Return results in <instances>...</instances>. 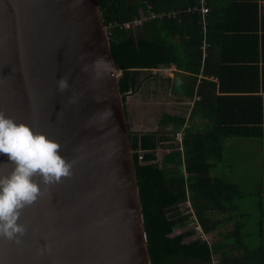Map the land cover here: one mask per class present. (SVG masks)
Masks as SVG:
<instances>
[{"label": "water", "instance_id": "1", "mask_svg": "<svg viewBox=\"0 0 264 264\" xmlns=\"http://www.w3.org/2000/svg\"><path fill=\"white\" fill-rule=\"evenodd\" d=\"M119 74L97 0H0V111L74 161L23 209L20 242L0 238V264H151Z\"/></svg>", "mask_w": 264, "mask_h": 264}, {"label": "trees", "instance_id": "2", "mask_svg": "<svg viewBox=\"0 0 264 264\" xmlns=\"http://www.w3.org/2000/svg\"><path fill=\"white\" fill-rule=\"evenodd\" d=\"M97 1L108 30L113 62L121 73L118 86L124 102L128 94L137 90L139 71L167 69L171 62L180 60L188 72L196 75L200 72V44L203 35L200 33L199 15L181 14L179 22L166 16L162 20L147 18L138 27L124 29V24L133 21L139 11L145 10L143 0ZM197 2L198 0H147L146 4L150 6L151 13L160 14L185 10ZM207 6L209 4L206 0ZM173 36L178 37L177 42L173 40ZM204 71L206 70L203 69L202 72ZM191 79L196 82V77L192 76ZM194 109L198 110L197 107ZM206 114L215 122L213 127L197 129L190 124L184 132L182 148L169 142L166 146L172 148L171 152L164 153L160 158L156 154V147L162 140L174 139L176 132L187 122L185 116L164 114L160 123L169 129L163 136L156 135L153 131L128 130L151 264H210L213 256L217 258L218 245L214 242L208 245L198 240L191 226L192 219L185 213L184 203L189 199L197 222L207 233L209 229L205 227L204 211L230 213L245 196L235 183L223 177L211 176L212 166L222 159L219 142L221 137H259L263 135L262 128L256 125L252 128L217 126V112L208 110ZM260 114L259 111L258 115ZM138 156L141 158L138 159ZM256 209L258 218L251 214L250 217L242 216V220L236 222L234 227V240L242 249L238 264H264V199L259 198ZM247 222V231H252L253 246L249 243V246L246 245L243 240L245 235L247 241L249 238V232L242 234ZM178 230L184 231L176 234ZM219 263L221 264L220 260Z\"/></svg>", "mask_w": 264, "mask_h": 264}, {"label": "crops", "instance_id": "3", "mask_svg": "<svg viewBox=\"0 0 264 264\" xmlns=\"http://www.w3.org/2000/svg\"><path fill=\"white\" fill-rule=\"evenodd\" d=\"M207 3L209 47L206 57L203 58L201 52L200 72L197 75L188 72L180 60L171 62L167 69L139 71L138 87L132 95L137 94L138 104L142 110H146L141 118L148 116L151 99L152 110L159 114L153 120L150 129L146 127L140 130L143 124L140 122L137 130H131L129 126L128 130L153 131L156 135H166L169 128L160 123L164 114L185 116L187 122L181 128L184 132L190 124L197 129L211 128L215 122L207 116L208 110L217 112L216 116L219 119L217 126L252 128L256 125L262 128L263 135L259 137L224 136L219 139L222 159L213 164L211 176L223 177L235 183L245 196L237 202L235 210H230V213L213 210H206L203 213L205 227L209 229L207 234L211 236L212 243L218 245L216 256L221 264H238L242 249L234 240V227L236 222L242 220V216L250 217L251 212L248 213L246 206H243L249 194L255 207L259 198L264 199V0H207ZM173 12L175 11L162 12L160 14L163 16L153 18L162 20L166 16L168 19L178 21L168 16ZM173 40L177 42L178 37L173 36ZM203 69L206 71L202 72ZM192 76L196 77V82L191 79ZM129 95L131 94H128L125 100L128 123ZM193 109L194 113L190 119ZM224 120L231 123H224ZM169 142L175 144V138L169 141L162 140L160 146L158 144L156 147L159 158L164 153L171 152L172 148L166 146ZM234 146L247 147L245 152H253V160L238 164L236 157L227 158ZM247 227L248 222L242 234L249 232V238L247 241L245 235L243 240L246 241V245L249 243L253 246L252 231L251 229L247 231ZM183 231L178 230L176 234Z\"/></svg>", "mask_w": 264, "mask_h": 264}, {"label": "clouds", "instance_id": "4", "mask_svg": "<svg viewBox=\"0 0 264 264\" xmlns=\"http://www.w3.org/2000/svg\"><path fill=\"white\" fill-rule=\"evenodd\" d=\"M57 86L66 91L67 76H61ZM60 149L59 141L0 111V154L13 166L9 174H0V238L19 243L27 231L18 223L23 209L33 205L46 186L72 175L74 161L62 156Z\"/></svg>", "mask_w": 264, "mask_h": 264}, {"label": "built area", "instance_id": "5", "mask_svg": "<svg viewBox=\"0 0 264 264\" xmlns=\"http://www.w3.org/2000/svg\"><path fill=\"white\" fill-rule=\"evenodd\" d=\"M147 0H143L142 3L145 5V10L140 11L139 16L135 18L133 21L126 23L123 25L124 29H131L138 27L142 24L144 20L147 18H153V17H161L163 14H153L149 11L150 6L146 4ZM182 13H190V14H197L200 16V33H202L203 38L200 44V50L202 52L203 58L206 57L207 54V49L209 47L208 42L206 41V34H207V27H208V22H207V16L209 13V9L206 7V0H198L196 5L189 6L185 10H176L173 13L168 14V16H172L176 19L179 18V15ZM183 136H184V131L180 130L176 132L175 134V141L179 148H182L183 145ZM141 157L138 156V159ZM185 207V213L190 215V218L192 219V228L193 231L195 232V236L198 238V240L207 243L208 245L212 244V238L210 235L205 233L199 223L196 220L195 214L193 212V209L191 207L190 201L186 200V202L183 205ZM264 232V229H263ZM210 264H220L218 258L215 256L212 257Z\"/></svg>", "mask_w": 264, "mask_h": 264}, {"label": "rangeland", "instance_id": "6", "mask_svg": "<svg viewBox=\"0 0 264 264\" xmlns=\"http://www.w3.org/2000/svg\"><path fill=\"white\" fill-rule=\"evenodd\" d=\"M121 75V73L119 74ZM149 87H151V84L149 85ZM151 98V97H150ZM127 101H128V116H129V129L133 130H137L139 127V123H143L141 124V127L139 128L141 129H146L147 128H151L152 127V123L153 120L156 119V116H158L159 112L153 111L152 110V99L150 100L149 103V109H148V116H143L141 118V115L146 112V110H142V108L140 107V104H138L137 102V94L134 95H129L127 97ZM149 123V125H147ZM147 125V126H146ZM138 126V127H137ZM247 149V147L245 146H238V147H233L231 149V153H229L227 155V158H234L236 157V163L238 164H243L245 162H248V160H253V152H245ZM252 196L251 194H249V198L248 200L245 202L246 206V210L249 212H251V215L255 218H258V210L256 209V207L253 205V199H251Z\"/></svg>", "mask_w": 264, "mask_h": 264}]
</instances>
